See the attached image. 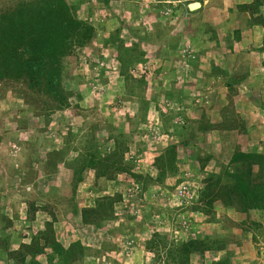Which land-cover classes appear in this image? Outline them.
I'll return each instance as SVG.
<instances>
[{
	"label": "rangeland",
	"instance_id": "1",
	"mask_svg": "<svg viewBox=\"0 0 264 264\" xmlns=\"http://www.w3.org/2000/svg\"><path fill=\"white\" fill-rule=\"evenodd\" d=\"M20 1L27 0H0V11ZM67 1L75 7L76 18L92 24L97 32L94 47L86 53L79 50L73 61L64 60L63 84L79 95L72 99L78 104V117L72 120L69 114L56 113L46 125L43 117L34 116L31 94L21 86L0 82V230L10 221L6 233L11 235L12 247L30 241L29 236L23 239V233L42 230L52 220L40 210L44 207L56 215L54 226L64 233L65 241H82L97 264H168L157 243L182 247L189 241L205 240L220 249L192 254L189 264H264V211L244 212L235 200L227 203L225 194L208 215L195 211L190 196L179 200L187 193L176 186L177 176L153 185L146 198L133 207V190L128 185L141 186L143 182L136 183L125 173L117 181H97L93 173L86 172L75 191L80 209L115 193H122L124 200L100 228L84 226L72 214L68 201L69 188L74 187L70 174L61 164L55 173L50 162V153L66 142L70 146L66 158L74 160L84 151L90 131L99 137L98 130L110 131L112 125H118V131L133 132L124 160L133 165L131 172L153 178L159 175L154 159L176 143L183 144L178 152L179 177L187 176L195 185L203 182L206 172H219L228 164L233 169L230 161L237 150L264 155V111L256 103L264 100V78L259 77H264L260 63L264 54L259 52L264 50V26L255 25L250 15L240 10L253 0H110L108 5L101 0ZM200 1L201 8L187 9ZM260 11L264 16V4ZM118 30L128 33L126 42L132 36L143 39L151 56L147 69L139 71L149 79L146 95L152 101L146 123L134 121L138 131L126 118L129 111H139L137 97L130 100L123 81L113 78L111 71L97 72L95 62L104 61L92 55L93 51L101 57L110 55L108 67L116 71L117 43L110 39ZM160 32L165 35L162 41ZM237 76L245 81L256 79L244 81L232 91L227 80ZM179 94L185 99L176 103ZM171 117L173 123L186 125L182 135L190 144L184 145L183 136L168 125ZM207 155L211 160L202 170L192 156ZM258 175L254 171L253 178ZM179 205L191 206L186 210L188 220ZM16 239L21 240L13 244ZM149 243L154 248L149 249ZM40 259L47 264L44 256Z\"/></svg>",
	"mask_w": 264,
	"mask_h": 264
},
{
	"label": "trees",
	"instance_id": "2",
	"mask_svg": "<svg viewBox=\"0 0 264 264\" xmlns=\"http://www.w3.org/2000/svg\"><path fill=\"white\" fill-rule=\"evenodd\" d=\"M101 1L105 5L110 2V0ZM262 4L264 0H253L241 5L240 9L250 15L255 25L264 26V16L260 14ZM74 9L75 7L67 0H27L0 11V82L21 86L25 93L31 94L32 105L36 106V111H33L34 116L39 119L43 117L46 125L54 120L53 115L56 113L69 114V119L78 117V104H73L72 99L79 95L63 84L64 60L69 58L73 61V58L79 55V50L82 53L94 47L97 32L92 24L77 19L73 13ZM159 34V41L164 40L165 35L162 36L164 32ZM126 35L128 33L118 30L111 39L109 38L113 43H117L114 45L116 55L113 59L118 63L116 71L108 67V62L112 58L110 55L104 56L103 53L101 57L102 55H96L95 51L92 55L93 58L104 61L99 65L95 62L97 72L104 74L111 71L114 74L113 78L123 81L126 93L130 95L128 98L131 100L134 96L137 97L139 111H129L126 113V118L128 123L132 121V128L138 131V125L134 121L146 123L148 104L152 101L149 95H146L147 89L150 88L149 79L144 75L145 73L139 74V71L142 72V68L147 69L151 56H148L149 49L146 47L147 44L143 43V39L137 37L134 40L131 34V41L126 42ZM126 43L129 44L125 45ZM110 67L113 68V65L111 64ZM221 74L225 75L226 71L225 73L222 71ZM244 81L245 79H239L238 76L230 77L227 80V86L233 91ZM263 94L264 92L261 97ZM252 95L253 93L248 97ZM168 97L174 98L172 95ZM184 99V96L180 97L179 94L175 102L181 103ZM258 101L256 103L263 112L264 101ZM170 121L168 125L173 128L175 134L183 136L182 134L186 133L185 124L173 123L172 117ZM230 123L233 124L232 120ZM225 126L230 129L227 121ZM110 127V131L98 130L99 137L90 131L84 151L72 161L66 158L70 154V146L67 142L66 145L50 153L51 167L54 172L58 171L56 168L61 164L70 174L74 187L69 188L71 191L68 201L72 206V214L78 216L84 226L100 228L104 220L114 216L116 205L124 200L122 193H115L113 196L98 197L93 206L80 209L75 202V191L79 183L84 180L86 172L93 173L97 181L100 179L117 181L125 173L132 175L136 183L143 182L141 186L128 185L129 189L133 190L131 192L133 207L137 206L139 200L146 198L153 185L164 184L168 176L170 178L177 176L176 186L187 193L179 200L184 201L190 196L194 201L191 206L196 205L193 208L195 211L208 215L223 194L227 196V203L235 200L244 212L264 211L263 154L237 150L230 161L233 169L228 164L223 165L219 172H206L203 184L197 183V186L192 184L187 176L184 179L179 177L182 175V167L179 165L178 152L182 143L167 147L154 159L153 165L159 172L157 178L150 175L143 176L132 173L133 165L130 166L124 162L130 150L128 145L132 139V130L118 131V125ZM209 127L216 128L211 125ZM200 130L204 131L203 127ZM71 131L70 128L67 133ZM183 138L184 145L190 144L188 137L183 136ZM192 160L205 170L211 158L209 155L205 158L192 156ZM254 171L259 173L256 178H253ZM191 206L179 205V211L184 214L185 221L190 218L186 210ZM40 210L51 216L52 220L46 222L42 230H36V232L33 230L30 234L27 233L28 235L23 233V239L29 236L30 241L22 240L15 248L12 247L11 235L6 233L10 228V221L5 222L2 231L0 230V264H42L40 259L42 256L46 258L47 264H97L96 259L93 261L91 251L82 241L71 243L65 241L64 233L57 231L54 226L56 215L52 213V210L44 207ZM33 211L35 214L36 210ZM127 212L131 213L129 210ZM19 240H14L13 244ZM206 241H189L182 247H169L166 242L157 243V245L162 246L161 250L167 255L168 264H189L192 254H204L206 251L220 249ZM148 248H154L153 244L149 243Z\"/></svg>",
	"mask_w": 264,
	"mask_h": 264
},
{
	"label": "crops",
	"instance_id": "3",
	"mask_svg": "<svg viewBox=\"0 0 264 264\" xmlns=\"http://www.w3.org/2000/svg\"><path fill=\"white\" fill-rule=\"evenodd\" d=\"M240 10H241V9H240ZM241 11H242V10H241ZM243 13L248 14L247 12H244V11H243ZM234 48H235V47H234ZM259 52H261L262 54H264V50H261V51H259ZM263 62H264V59H263L262 61H260L261 65L264 67ZM251 73H255V72H252V71H251ZM256 74H257V73H256ZM262 74H263V73H262ZM259 77H260L261 79L264 78L263 75L260 76V74H259ZM253 79L255 80L256 78H253V77H252V78H248V79L245 81V83L248 82V81H250V80H253ZM255 92H258V91H255ZM255 92H253V94H255ZM263 96H264V94H263ZM263 96H262V97H263ZM263 101H264V100H263Z\"/></svg>",
	"mask_w": 264,
	"mask_h": 264
},
{
	"label": "water",
	"instance_id": "4",
	"mask_svg": "<svg viewBox=\"0 0 264 264\" xmlns=\"http://www.w3.org/2000/svg\"><path fill=\"white\" fill-rule=\"evenodd\" d=\"M199 8H201V4L199 2H194V3H191L188 5V9L190 11H194V10H197Z\"/></svg>",
	"mask_w": 264,
	"mask_h": 264
},
{
	"label": "clouds",
	"instance_id": "5",
	"mask_svg": "<svg viewBox=\"0 0 264 264\" xmlns=\"http://www.w3.org/2000/svg\"><path fill=\"white\" fill-rule=\"evenodd\" d=\"M201 4V2H199ZM202 6V5H201Z\"/></svg>",
	"mask_w": 264,
	"mask_h": 264
}]
</instances>
